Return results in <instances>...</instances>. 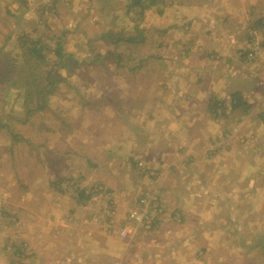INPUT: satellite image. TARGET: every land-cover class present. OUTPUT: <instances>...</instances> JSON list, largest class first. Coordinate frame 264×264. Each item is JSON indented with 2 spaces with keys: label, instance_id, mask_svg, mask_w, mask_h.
<instances>
[{
  "label": "crops",
  "instance_id": "obj_1",
  "mask_svg": "<svg viewBox=\"0 0 264 264\" xmlns=\"http://www.w3.org/2000/svg\"><path fill=\"white\" fill-rule=\"evenodd\" d=\"M9 1L12 6L7 12L13 16L15 27L11 31L4 26L0 28L4 42L9 43L13 36L18 40L21 23L25 21L38 37L34 40L28 35V45L20 38L21 46L28 49L37 43L46 49L45 28L50 29L52 18L47 8H36L24 1L20 11L14 13L15 0ZM39 1L47 4L46 0ZM59 3L64 4L56 0L51 10ZM151 9L155 16L152 23L165 25L153 27L158 36L147 49L154 56L153 65L147 66L144 58L137 57L139 62L131 72L127 67L120 68L121 73L126 74L125 80L122 77L117 80L115 73L119 72L111 65L110 68L97 67L105 78L94 77L89 83L93 97L78 98L69 106L71 109L67 108V117L64 116V120L69 118L76 124L66 130L76 142L74 149L66 154L74 157L67 166H53V162H48L46 176L49 179L45 181L47 189L42 192L45 197L41 201L52 202L60 196L55 192H65L66 177L78 171L85 177L86 185L105 187L110 197L123 191L128 193L138 177L137 172L134 179L130 174L132 164L135 169L136 163L145 161L160 175L155 192L164 210L159 219L161 231L127 239L130 230L123 219L127 215L114 208L115 202L111 203V213L116 216H108V219L102 216L105 219L100 222L90 220L94 212L78 210V202H72L75 207L72 205L71 209L70 205L66 209L60 204L56 208L51 205L50 217H63L65 223L59 224L62 227L57 229L58 222L54 221V231L47 227V221L35 224L33 231L27 229L28 250H33L29 264H209L207 260L195 259L194 254L219 247L222 255L229 258L228 250H233L236 242L231 234L242 235L243 223L244 229L253 235L264 228V145L256 144L258 137L264 134V122L257 124L255 120L256 114L264 116V87L255 78L256 67L264 66V54L250 64L243 55L252 47L260 52L255 41L262 44L264 40V0H158L156 6L149 9L150 13ZM95 10V17L88 25L100 22L108 25V14L114 9L105 3L102 7L97 5ZM131 18H123V23L135 20ZM151 24L146 26L151 28ZM142 25L145 26L144 22ZM106 33L91 40L107 45L110 36L104 40ZM58 37L54 39L53 54L58 40L66 39ZM123 41L132 45L138 42L132 37ZM155 41L167 43L158 47ZM182 51L186 52L183 57L180 56ZM23 53L27 59V52ZM26 67L22 65L19 70L27 73ZM19 80L18 73L13 84L9 86L10 82L4 87V97L0 99V106L4 105L8 112L14 106L18 109L14 110L15 116L25 113V97L34 89L29 71L17 85ZM59 85L52 95L58 94ZM14 86L24 88L25 93L18 95ZM235 93H240L253 105L245 115L240 116L236 109L228 110ZM46 101L45 110L29 118L25 113L22 125L31 126L40 113L49 115V97ZM4 119L15 120L10 115ZM82 123L90 127L78 131ZM53 130L59 133V129ZM86 132L92 134L85 135ZM54 137L49 125L37 127L28 132V146L29 143L34 147L41 144L39 153L59 154L64 161L65 147L53 148L49 142ZM83 161H87L86 165ZM116 163L121 167L114 165ZM116 167L120 175L114 171ZM147 182L149 186V181L140 180V184ZM28 191L30 195H38L32 185ZM128 200L129 197L119 198V209L128 207ZM43 215L45 213L41 218L47 220ZM257 218L262 220L257 221ZM13 225L11 223L12 228ZM44 228L52 232V241L46 240L48 236L44 238ZM1 229L6 228L0 226ZM125 229L128 236L122 238L120 233ZM5 241L8 245L11 243L8 239ZM259 245L264 250V239Z\"/></svg>",
  "mask_w": 264,
  "mask_h": 264
},
{
  "label": "rangeland",
  "instance_id": "obj_2",
  "mask_svg": "<svg viewBox=\"0 0 264 264\" xmlns=\"http://www.w3.org/2000/svg\"><path fill=\"white\" fill-rule=\"evenodd\" d=\"M24 1L27 3L29 1L31 3L30 5H33V7L36 8H39L40 6L42 8H47V12L52 16L50 29L45 28V32L48 35L44 36L45 40H43L48 44V47L40 51L41 55L45 58V65L43 67H46V70L43 72L40 71L41 68L37 70V68H39L42 64L40 63V59L38 57L34 58L33 60L28 58L25 59V53L23 52H27V48H23L21 46L22 41H20V38H23L25 42L27 41L28 45V35H31V39L34 40L38 36L33 33L32 27L23 21V23H21V34L19 35L20 38L18 40V37L13 36L11 39L12 41L8 43L4 42V35L0 36V99L4 97V87L10 82L11 84L9 86H11L18 73L20 80L17 85L21 82L26 74L28 75V71L30 76L31 73L34 74V77H31L33 84H36L37 81H42L40 83H44V85L47 83L45 81V77L52 69L53 63L58 60V58L55 57L53 53H51L52 49L55 48L54 39L57 36H59L58 39L66 38L63 41V53H65L67 57H70V63L74 66H72L73 68L70 70L63 69V71H59L58 69L59 74L57 73V78L58 84H60L59 91L57 95H52L49 97L50 103L48 101V109L51 111V113L49 112V115H44L42 113L38 114V116L34 117L35 120L31 122V126L22 125V123H24L26 112L20 116H15L14 110L18 111L15 106L12 107L11 111L9 112L8 109H5L4 105L0 106V118H2L0 120V226L6 228L1 229L0 231L1 237H3L0 239V264H29L28 262H30V260L28 259L31 257L33 251L32 249L28 250L29 239L26 237L29 236V230L33 231L35 224H40V222L45 223L46 221V224H48L47 227L50 226L51 231L55 230L54 227L56 226H52V223L55 222H58L57 229H61V225H64L65 223L63 217H55L54 219L50 217V214L53 211V206L56 208L58 204H60L63 209H66L70 205L71 209L73 205L72 202L76 204L78 202V210H80L82 213H85V211L89 213L94 212L90 220H94V222H100L101 220L105 219L102 218V216L106 217L107 219L108 216L112 218L116 216L115 214L111 213V203L115 202L114 208L119 212L124 213L125 216L127 215V218H123L126 220L125 223L128 224L127 228L130 230V235L127 237V239L131 236L138 239L142 235H153L155 232L157 233L161 231V227H159V221H155L151 225V228L147 230L146 224H136L129 218L130 212L137 211V201L141 199V197L145 195L157 197L156 195H158L155 190H158L159 188L158 180L160 175L158 174L157 170H152L149 168L146 164L147 162L145 161L136 163L135 169L134 165L132 164V170H129L130 174L134 179L137 172L138 177L136 183L131 186L132 190H130L128 193H124L123 191V193H117L113 197H110L105 187L99 189L97 185H86L85 177L80 174V171H78L76 174L66 177L68 182H65V192H55L60 194V196H57L59 197L58 199L55 197L52 202H49L46 199L41 201V198L45 197L41 194L45 189H47V186H44L45 181L47 178L49 179V177L46 176L48 162H53V166L57 164H64L67 166L74 157L69 153L66 154L69 149H74L73 146L76 143L74 139L69 136V134H67L66 130L70 128L71 125L76 126V124L69 118L64 120V116L67 115V108L71 109L69 106L72 105V102L76 101L78 98L86 100L87 98L91 99L93 97L94 92L89 89V83L94 81V77H98L100 80H104L105 78V74L102 73L97 67L101 68L105 65L106 67L110 68L111 65L119 72L115 73L117 80H120L121 77L123 80H125L126 74L124 72L121 73L120 68L127 67L129 72H131L132 69L136 68V65L139 62L137 57L144 58L147 66L153 65L155 60L154 56L150 49L147 50L149 46L153 44V39L157 38L158 36L153 31V27H157L158 25L161 27L165 26L161 23H152L155 18L153 12L154 10L151 9L152 12L150 13L149 9L153 6H156L158 0H156L155 5H152V7L150 5L151 0H141L140 3L134 5L133 7H131V5L134 4V0H61V2L64 4H57V10L55 8L54 11L51 10V7L54 5L53 2L56 0H46V5L39 0H15L16 4L13 3L14 6L12 9L15 11L14 13H16V11L17 13L20 11ZM8 2L10 1L0 0V19H2V21L0 20V28L3 29L4 26L8 29V31H11L15 27V20L13 16L7 12L8 8H11L12 6V3ZM105 3L114 9L113 13L108 14V25L103 24V22H100V24L96 23L95 26L88 25L90 19L95 17V7L97 5L102 7ZM27 10L28 7L26 8V11ZM131 17H134L135 20H130V22L126 21L123 23V18L125 19ZM142 22H144L145 26L142 25ZM147 23H152L151 28L146 26ZM185 31L188 30L185 29ZM105 32H110L112 36L104 38V40L106 38L110 40L108 41L107 45H105L104 42L98 43V41L93 42L91 40L97 38L99 35H103ZM130 37L136 38L138 40V42H136L137 45H132L123 41L124 39H128ZM262 42V44H258V42L255 41V45L260 49V52L256 54L257 56L255 58L251 59L248 57V55L246 56V53H249L252 50L254 52L256 51L254 47L250 48L249 51L243 54L244 59L249 64L251 62H257L258 59L264 54V40H262ZM154 43L159 47L160 45L165 46L167 42L155 41ZM140 51L144 53V56L140 54ZM103 53L106 54L104 55ZM185 53V51H182L180 56L183 57ZM161 59L164 58L161 57ZM170 60L172 61V59H168V61ZM22 65L25 67L27 65V73L26 70H19ZM90 67H92V70ZM256 68L257 73H255V78L258 80L259 85L264 87V66H257ZM35 72H37V74H35ZM131 76H133L132 73ZM63 80H65L64 83H62ZM133 80H135L134 76ZM15 88L18 90V95L25 93L24 88L19 89L17 86H14L13 90H15ZM21 90L23 91L21 92ZM101 92L103 93L104 91L101 90ZM102 97L104 98L105 96L103 95ZM63 102H65L66 105L63 106ZM50 104H52V106H50ZM230 107L231 109H228L229 111L232 110V106ZM252 107L253 105L250 109H252ZM221 112L224 111L220 110V113ZM235 112H238L240 116H242L244 113H248L243 112L241 108L236 109ZM7 115L12 116L15 120L12 122L5 120L4 117ZM40 118L43 120L42 122ZM255 120L257 124H261L264 122V116L259 117V115L256 114ZM82 124L83 127L78 128V131L79 129H86L90 127V125L88 127L85 126V123ZM47 125H49V128L52 131H54L55 137L49 140L53 148L65 147L63 149V152H65L64 161L59 154H54L53 156L50 154L43 155L39 153L38 150L41 144L34 147L30 146L29 143L28 146V132L32 131V129L35 131V128L37 129V127H47ZM23 128H25L26 131H24ZM53 129H59V133L57 134V131ZM59 134L61 136L57 138L56 136ZM90 134L92 133L86 132L85 135ZM84 136H82V138ZM256 142L257 145H264V134L259 136ZM85 150H87V148L82 152L84 153ZM83 162L86 165L87 161ZM44 163H46V165ZM114 165H117L119 168L121 167L120 163H116ZM119 168L117 169L116 167V169H114V171L118 173L117 175H120ZM119 178H121V176H119ZM119 178H116L117 182H119ZM140 180L149 181L150 185L148 186V182L145 184H140ZM120 182H123V180L121 179ZM31 185L34 187L35 192L38 195L35 196L28 194V192H30L28 189ZM81 193L83 194V197H81ZM86 195H89V199L86 198L88 197ZM121 197H129L128 207L125 206L123 210L122 208L119 209L117 203V200ZM71 199L73 201H71ZM28 200L31 202H28ZM73 206L75 207V205ZM262 209H264V207ZM22 212H24V215H21ZM141 212L143 213V210ZM42 213H45L47 220L46 218H41ZM45 215L43 216L45 217ZM12 217L17 219L14 220ZM175 220L180 223L179 218ZM246 220L247 219L245 218L244 221ZM256 220L261 221L262 218H257ZM110 221L111 220H107L108 223ZM11 223H14V228L11 227ZM54 225H56V223ZM9 226L11 228H9ZM244 226L245 223L241 225V232H243L242 235L236 234L232 236L231 234V237H233L236 242H234V248L231 247L233 250H228V252L231 254V256L228 255L229 258L224 257L222 255L223 250L219 249V247H216L211 248L209 252H205L203 250L198 251V253L194 254L195 259L197 258L201 261L207 260L209 264H264V250L259 247V242L261 243L264 239V228H262L261 231L256 230L255 235H253L252 232L245 230ZM44 231V238L48 236L46 240L52 241V232L46 230L45 228ZM44 231L42 232L44 233ZM24 233L26 234L24 235ZM33 238L35 239L36 237L33 236ZM6 239L11 242L9 245L8 243H5ZM242 243H245V245H242ZM244 259L247 260L244 261ZM236 261H238V263H236Z\"/></svg>",
  "mask_w": 264,
  "mask_h": 264
},
{
  "label": "trees",
  "instance_id": "obj_3",
  "mask_svg": "<svg viewBox=\"0 0 264 264\" xmlns=\"http://www.w3.org/2000/svg\"><path fill=\"white\" fill-rule=\"evenodd\" d=\"M140 1L141 0H134V4L131 6L133 7L134 5H137L138 3H140ZM155 1L156 0H151L150 5L154 4ZM106 36L112 37L110 32L106 33L105 37ZM133 42H135L134 39H133ZM43 48L45 47L40 46L37 43H33L27 49L28 59L33 60L36 57L40 59L39 61L42 64L39 68H37V70L41 68L40 69L41 72L46 70V67H43L45 65L44 63L45 58L44 56L41 55V52H40L43 50ZM54 54L57 56L58 60L55 63H53L52 69L47 73L45 77V81L47 83L44 85V83H40L42 81H39V82L37 81V83L34 84V89L32 90L30 89V91L25 97L24 107L26 109L25 112H26L27 118H29L34 113L41 112L47 108L46 98L50 97L52 94L55 93L57 85H58V78H57L58 68L64 69V70H70L71 68H73L72 66H74L70 63L71 62L70 57H67L66 54L63 53V42L61 40H58ZM54 70H55V73H54ZM35 74H37V72H35ZM30 77H34V74L31 73ZM231 100H232V110L241 108L243 112H248L252 106L243 99L240 93L233 94L231 96ZM216 104L214 106H216ZM86 196H88L86 198L89 199V195H86ZM81 197H83L82 193H81Z\"/></svg>",
  "mask_w": 264,
  "mask_h": 264
},
{
  "label": "built area",
  "instance_id": "obj_4",
  "mask_svg": "<svg viewBox=\"0 0 264 264\" xmlns=\"http://www.w3.org/2000/svg\"><path fill=\"white\" fill-rule=\"evenodd\" d=\"M255 52L252 50L251 52L246 53V56L248 55L249 58L253 59L257 56V52ZM98 188L102 189L101 187ZM137 205V211L130 212L129 218L136 224H146L147 230L151 228V225L155 221H159L164 212L158 198L155 196L145 195L137 201ZM142 210L143 213L141 212ZM120 236L126 238L128 236V229L123 230L120 233Z\"/></svg>",
  "mask_w": 264,
  "mask_h": 264
}]
</instances>
